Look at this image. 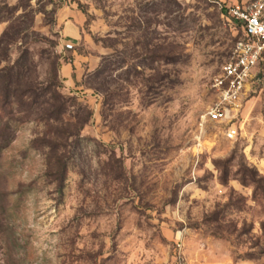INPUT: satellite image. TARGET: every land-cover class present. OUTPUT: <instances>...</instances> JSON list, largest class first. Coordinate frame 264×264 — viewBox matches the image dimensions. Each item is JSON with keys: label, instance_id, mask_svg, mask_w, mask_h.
I'll return each mask as SVG.
<instances>
[{"label": "rangeland", "instance_id": "rangeland-1", "mask_svg": "<svg viewBox=\"0 0 264 264\" xmlns=\"http://www.w3.org/2000/svg\"><path fill=\"white\" fill-rule=\"evenodd\" d=\"M252 1L0 0V69L22 65L23 87L91 111L62 182L34 143L44 123L12 121L0 264H264V59L233 138L207 115L242 37L229 9Z\"/></svg>", "mask_w": 264, "mask_h": 264}, {"label": "trees", "instance_id": "trees-1", "mask_svg": "<svg viewBox=\"0 0 264 264\" xmlns=\"http://www.w3.org/2000/svg\"><path fill=\"white\" fill-rule=\"evenodd\" d=\"M25 76L23 66L19 64L0 69V152L13 139L12 121L24 122L31 118L34 121L43 122L46 130L40 138L34 140V143L40 141L41 145L47 149L44 152L46 164L48 167L56 166L55 174L59 182H62L67 173V164L63 160L65 152H62L65 149L64 144L69 139L79 136L84 123L91 116V111L87 106L78 105L74 97H65L58 92L52 93L46 88L37 94L35 87H23L22 82ZM47 94H49L48 98L45 97ZM40 97L45 100H39ZM44 105L48 107H43ZM67 106H78L75 114L72 115L78 123L74 124L67 120L63 121L59 127H52L50 121H58L66 112Z\"/></svg>", "mask_w": 264, "mask_h": 264}, {"label": "built area", "instance_id": "built-area-1", "mask_svg": "<svg viewBox=\"0 0 264 264\" xmlns=\"http://www.w3.org/2000/svg\"><path fill=\"white\" fill-rule=\"evenodd\" d=\"M229 15L239 25L242 37L236 40L231 56L213 78L217 101L210 106L207 115L212 122L226 124V136L233 138L236 132L233 121L251 90L255 69L264 59V0L231 7ZM65 46L72 48L73 45L67 42ZM171 264L203 263L190 262L178 254Z\"/></svg>", "mask_w": 264, "mask_h": 264}, {"label": "crops", "instance_id": "crops-1", "mask_svg": "<svg viewBox=\"0 0 264 264\" xmlns=\"http://www.w3.org/2000/svg\"><path fill=\"white\" fill-rule=\"evenodd\" d=\"M64 34L66 37L74 40L79 34L78 27L72 21L67 20L64 24ZM63 75L67 77L65 73Z\"/></svg>", "mask_w": 264, "mask_h": 264}]
</instances>
